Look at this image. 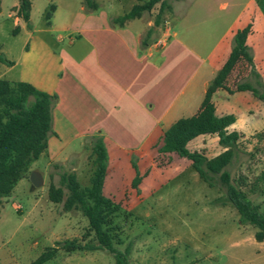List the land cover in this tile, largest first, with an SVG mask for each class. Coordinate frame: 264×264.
Wrapping results in <instances>:
<instances>
[{
    "label": "rangeland",
    "instance_id": "1",
    "mask_svg": "<svg viewBox=\"0 0 264 264\" xmlns=\"http://www.w3.org/2000/svg\"><path fill=\"white\" fill-rule=\"evenodd\" d=\"M30 1L31 26L28 28L18 15L19 0H0V53L11 61L18 60L33 35L45 37L52 44L61 40L62 43H57V46L65 49L71 38L74 39L76 27L83 25V21L76 19V14L103 12L122 16L135 5L149 0H96L99 10L92 13L80 11L82 0ZM195 2L193 7H188V11L193 13L182 18L179 15L185 12L186 4L166 0L171 10L163 13L157 36L170 26L172 33L181 32L184 23H195L196 18L199 22H207L216 34L224 32L232 23L237 30L251 26L252 36L248 46L257 77L245 63L239 64L226 82L230 91L218 90L214 94V105L217 116L234 115L237 118L230 130L238 131L242 138L227 170L237 188L264 214V99L251 92L237 91L239 84L248 83L264 93V0ZM225 4L227 7L222 9ZM52 6L55 7L53 12ZM160 9L161 3L151 13L133 20L131 27L143 30L144 22L148 21L154 25ZM50 21L53 27L47 26ZM4 69L0 64V79L18 78L19 67L6 76ZM86 144L84 141L70 145L65 153L80 155L69 158L63 164H50L47 150L32 164L13 192L3 199L0 207V264H33L43 253L58 248L57 242L65 240L77 239L82 244H96L93 235H88L87 218L76 210L66 212L64 202L55 204L49 197L52 185L61 187V175L64 173L74 172L82 187L89 185L94 167L92 144H88L90 151H84ZM114 145H107L109 152L113 151ZM155 145L144 149L141 157L140 153L132 155L131 163L140 165L141 175L148 176L153 169L157 170L156 181L143 183L144 177L140 190L134 189L132 184L121 191L109 186L106 195L121 205L113 217L111 230L123 244H119L116 238L114 247L125 251L131 245L130 264H264V242L255 239L257 229L242 224L237 210L229 203L223 205L216 202L217 199L226 202V190L219 178L216 177L215 186L210 187L187 160L177 155H159ZM188 149L203 152L208 157L224 151L218 144V138L209 136L199 137L188 145ZM33 172L39 173L44 181L39 188H35L30 181ZM64 192L66 198V188ZM45 264L116 262L105 250L67 253L59 249L56 256Z\"/></svg>",
    "mask_w": 264,
    "mask_h": 264
},
{
    "label": "crops",
    "instance_id": "2",
    "mask_svg": "<svg viewBox=\"0 0 264 264\" xmlns=\"http://www.w3.org/2000/svg\"><path fill=\"white\" fill-rule=\"evenodd\" d=\"M195 1H179L187 9L178 15L189 17L193 11L188 7ZM80 11L87 12L84 6ZM75 17L83 25L76 27L65 49L57 46L61 40L52 44L33 35L14 66L3 65L4 76L19 67L18 78L8 81L25 82L57 95L54 134L48 139L50 164H63L80 155L65 153L76 142L87 143L84 151L91 150L88 144L96 137H103L107 145L115 144L112 152L108 149V194L110 185L121 191L132 184L136 177L132 155L140 153L141 157L177 121L200 111L210 83L232 52L238 30L232 23L216 34L207 22L196 18L195 23H184L181 32L172 33L170 26L160 36L155 33L154 43L142 48V40L154 26L150 21L144 22L143 30H134L132 21L123 28L112 27L110 20L119 16L103 12ZM68 174L80 182L76 173ZM156 175L153 169L143 183L156 181Z\"/></svg>",
    "mask_w": 264,
    "mask_h": 264
},
{
    "label": "trees",
    "instance_id": "3",
    "mask_svg": "<svg viewBox=\"0 0 264 264\" xmlns=\"http://www.w3.org/2000/svg\"><path fill=\"white\" fill-rule=\"evenodd\" d=\"M82 1L87 12L99 10L96 0ZM159 3H161L160 13L155 19L154 26L142 40V48H147L154 43L153 35L159 33L163 13L167 9L171 10L166 0H149L135 5L129 13L111 19L110 24L114 28H123L128 22L151 13ZM51 8L52 12L55 11L54 6ZM31 11L30 0H19L18 15L28 28L31 26ZM251 34V26L237 31L232 52L209 85L200 111L195 116L180 119L172 125L164 132L155 148L159 155H177L187 160L199 177L210 187L215 186L216 177H218L221 186L226 190V202H221L220 199L216 202L232 205L237 210L242 224L251 225L257 229L255 239L262 243L264 242V214L245 193L237 188L231 173L227 170L238 152L242 138L241 133L230 130L236 124L237 118L234 115L217 116L213 102V96L218 90L230 91L226 87V82L239 64L245 63L252 74H256L254 59L247 43ZM0 64L7 67L14 66V62L1 53ZM237 91L251 92L254 96L264 99V93H260L248 83L239 84ZM57 101V95L40 91L31 84L0 79V207L3 199L13 192L32 164L47 151L48 139L54 134L53 110ZM202 136L217 137L218 144L224 151L217 156L208 157L203 152L189 150L188 145ZM91 144L94 168L89 186L82 187L75 177L64 173L61 175V187L52 185L49 197L55 204L64 202L66 212L76 210L87 218L88 235H93L96 244H82L77 239L57 242L58 248L43 253L33 264L49 262L56 256L59 249L67 253L105 250L113 256L116 264H130L131 245L125 251L114 247V241L118 237L112 234L111 225L121 205L115 203L105 192L109 167L108 147L103 137L94 138ZM132 165L136 171L132 187L138 190L146 174H140L135 162ZM64 188L68 192L66 198ZM118 243L123 244V241L118 238Z\"/></svg>",
    "mask_w": 264,
    "mask_h": 264
},
{
    "label": "water",
    "instance_id": "4",
    "mask_svg": "<svg viewBox=\"0 0 264 264\" xmlns=\"http://www.w3.org/2000/svg\"><path fill=\"white\" fill-rule=\"evenodd\" d=\"M30 181L33 184V186L35 188H39L44 184V181L42 179V176L37 173V172H33L30 176Z\"/></svg>",
    "mask_w": 264,
    "mask_h": 264
}]
</instances>
